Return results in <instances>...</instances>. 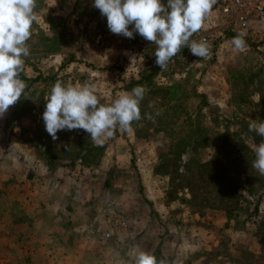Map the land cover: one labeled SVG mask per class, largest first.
<instances>
[{
    "label": "rangeland",
    "instance_id": "obj_1",
    "mask_svg": "<svg viewBox=\"0 0 264 264\" xmlns=\"http://www.w3.org/2000/svg\"><path fill=\"white\" fill-rule=\"evenodd\" d=\"M41 1L43 8L37 11L35 9L37 18L33 24L31 39L27 41L30 55L24 57V68L21 72L25 77L31 78L36 74L33 68L41 75L53 74L65 61L64 56L71 55L72 61L59 69L58 76L65 83H95L98 97L108 104V101L123 93L119 88L122 82L127 81L131 72L146 66V62L152 57L154 47L144 38V44L138 46L134 42L135 37L126 38L113 34L107 27V18L101 15L100 10H91L93 6L88 2L94 0ZM162 3L166 5L167 0H162ZM209 18L208 15L204 21V31H212L213 34L210 43L211 55L207 58L194 56L189 62L193 85L197 92L205 94L212 112L207 114L206 109H203L206 114L203 119L204 126L210 125L223 133L226 129L232 132L238 131L242 126L248 127L251 120L264 121V21H252L243 30H239L246 32L247 43V49L239 52L233 50L230 44L232 38L229 36L230 33L237 34V29L210 25ZM131 27L129 26L130 30ZM36 28L41 30L42 36L37 35ZM59 33L62 36L60 50L47 52L48 42L41 38L55 37ZM97 34L103 36L102 45H95L93 42ZM133 56L137 60L131 63ZM233 80L238 84L234 89ZM157 81L162 85L166 84V81L159 78ZM36 89L35 96L39 95L45 101L47 88L37 85ZM37 109L27 112L23 103H19L10 106L0 117V153L6 151L9 154L14 151V147L2 145L4 140L26 137V134L21 133V128L29 133L34 130L39 119ZM116 133L119 136L115 140L105 139L103 144L106 147L97 167L86 168L76 163L60 168L61 175H56L54 170L59 168L57 167L43 173L45 178L60 179L66 192L77 185L80 190L88 193L89 202L95 205L115 202L118 207L113 210L114 217L110 228L116 235L124 233L125 225L129 230L134 228V221L141 219L146 228L142 237L143 250L150 249L151 233L164 243L162 251L170 249V245L166 244L170 236H185L190 247L193 243L197 244L195 250L189 251L190 256L195 259L194 253L199 254L196 256H201L200 261L204 264H237L241 260L239 255L244 250L254 254L255 264H264V259L258 256V239L254 234L258 216L264 213V194L259 198L258 216L249 215L256 197L247 198L249 204H242L228 219L218 212H191L186 205L178 202L165 205L162 199L167 179L154 175L153 170L160 158H168V136L164 138L162 134L154 133L151 129L145 137L138 140L134 138L132 129H118ZM177 134L181 136V132ZM240 134L251 144L250 137L242 132ZM259 138L260 141L264 139ZM29 150L31 158L38 161L36 164L44 166L41 158L33 150ZM209 154V150L205 149L199 157L207 158ZM38 168L42 170V167ZM86 173L92 176L87 182L84 176ZM46 185L51 187L50 181ZM109 193H112V198ZM178 195L187 198L185 190ZM5 201L6 196H2L0 203ZM121 203L135 206L137 218L133 213L119 207ZM95 212L104 214L101 219L106 222L108 209L107 212L103 209L94 210ZM98 219L99 216H93L91 221L98 226L104 224ZM99 231L100 228L94 233ZM112 237L115 239L114 235ZM220 240L222 249L217 251ZM203 242L205 246L202 245Z\"/></svg>",
    "mask_w": 264,
    "mask_h": 264
},
{
    "label": "trees",
    "instance_id": "obj_2",
    "mask_svg": "<svg viewBox=\"0 0 264 264\" xmlns=\"http://www.w3.org/2000/svg\"><path fill=\"white\" fill-rule=\"evenodd\" d=\"M88 4L93 6L94 1ZM36 8V11L43 8L41 0H38ZM94 9L93 6L91 10ZM36 31L38 36L43 35L39 28H36ZM236 35V33L229 34L231 38ZM61 38L59 33L55 37L43 36L41 39L48 42L47 52H58L62 45ZM155 50L156 48L152 50V57L148 59L146 66L131 72L119 89L123 93L130 92L137 85H143L147 89L140 105L142 119L133 122L131 127L135 139L145 137L149 129L154 133L162 134L164 138L167 136L169 138L166 148L168 158H160L153 170L154 175L167 179L162 202L165 205L178 202L198 214H202L203 211L218 212L228 219L230 214L238 211L242 204H249L247 198L256 197L249 215H257L259 198L264 194V176L252 167L255 159L252 147L260 143V136L250 132L247 126L239 127L238 131L232 132L226 129L223 133H219L210 125L204 126L203 119L206 114L203 109H206L207 114L212 112L205 94L197 92L193 85L190 75L192 67L189 62L194 55L188 48H182L169 62L167 69L161 71L155 63ZM64 57L65 61L53 74L41 75L35 68L33 71L36 74L31 78L20 73V78L26 82L27 88L14 104L23 103V108L27 112L38 108L39 119L35 123L34 130L29 133L28 130L21 128V133L26 134V137H18V140L33 150L49 171L57 167L67 168L76 163L86 168L97 167L106 147L105 144H95L90 135L82 129L58 131L56 140H53L45 130L42 115L46 101H43L39 95L35 96L36 88L37 85H42L47 88L45 92L48 93L57 80H62L58 76L59 69L72 61L71 55ZM157 78L166 81V84L156 82ZM237 85L233 80L232 88ZM100 102L104 103L101 99ZM158 111L160 115H156ZM147 114L152 115L153 119H148ZM177 132H181V136L176 135ZM241 132L250 137L251 144L240 136ZM118 136V133H115L110 139L115 140ZM205 149L210 152L208 157H199ZM183 190L187 198L178 195ZM258 218L254 226V234L258 239V256L263 260L264 213ZM221 245L220 240L217 251L222 249ZM239 256L241 260L237 264H255L254 254L244 250Z\"/></svg>",
    "mask_w": 264,
    "mask_h": 264
},
{
    "label": "clouds",
    "instance_id": "obj_3",
    "mask_svg": "<svg viewBox=\"0 0 264 264\" xmlns=\"http://www.w3.org/2000/svg\"><path fill=\"white\" fill-rule=\"evenodd\" d=\"M217 0H94L93 6L107 18L108 29L116 35L134 38L138 33L156 46L155 63L166 70L169 62L188 48L192 55L207 58L211 45L206 38L194 39ZM37 0H0V117L23 95L27 84L20 78L24 57L30 55L33 24L36 21ZM131 27V30L129 28ZM246 32L240 31L230 44L234 51L247 49ZM131 57V63L136 61ZM147 89L137 85L130 92L119 94L111 103L100 102L97 86L91 81L65 83L57 80L44 96L42 115L45 130L56 140L61 130L82 129L92 141L102 145L116 131H130L133 122L142 119L140 105ZM151 107V105H150ZM158 111L156 115H160ZM148 119L153 116L147 114ZM249 131L264 138V121L251 120ZM252 167L264 176V139L253 145ZM121 264H182L178 258L158 259L150 251H134Z\"/></svg>",
    "mask_w": 264,
    "mask_h": 264
},
{
    "label": "crops",
    "instance_id": "obj_4",
    "mask_svg": "<svg viewBox=\"0 0 264 264\" xmlns=\"http://www.w3.org/2000/svg\"><path fill=\"white\" fill-rule=\"evenodd\" d=\"M2 145L12 146L14 151L0 153V200L6 196V201L0 203V264H121L130 253L143 250L146 228L141 219H135L134 228L129 230L125 225L124 233L116 235L110 228L113 210L118 207L115 202L95 205L77 185L64 191L60 179L45 178L43 173L49 170L40 163L38 166L30 150L18 139L4 140ZM59 170L54 173L61 175ZM89 175H84L86 182L92 178ZM48 181L51 187L46 185ZM61 191L66 192L65 198ZM119 207L136 215L131 203H121ZM100 209H108L106 222L101 219L104 214L94 213ZM93 216H99L104 224L92 222ZM98 228L101 231L95 234ZM104 233L109 234V239L103 237ZM187 240L185 236H170L166 241L170 249L162 251L164 243L151 233L150 249L144 251L152 252L158 259L178 258L182 264H204L201 256H196L199 254L194 253L195 259L190 256L189 251L195 250L197 244L190 247Z\"/></svg>",
    "mask_w": 264,
    "mask_h": 264
},
{
    "label": "built area",
    "instance_id": "obj_5",
    "mask_svg": "<svg viewBox=\"0 0 264 264\" xmlns=\"http://www.w3.org/2000/svg\"><path fill=\"white\" fill-rule=\"evenodd\" d=\"M210 25H218V27H225L229 29L243 30L252 21H264V0H217L213 10L209 14ZM208 23V22H207ZM135 41L138 46L144 43L143 37L138 33H134ZM212 31H204V24L202 30L194 35V39L200 37L206 38L209 44L212 41ZM95 45H102L103 36L97 34L93 38ZM151 47L156 48L153 42L147 41ZM104 238H109L108 233L103 234Z\"/></svg>",
    "mask_w": 264,
    "mask_h": 264
}]
</instances>
